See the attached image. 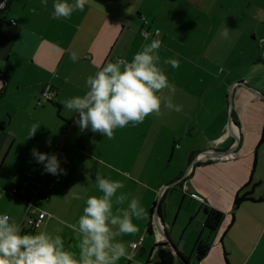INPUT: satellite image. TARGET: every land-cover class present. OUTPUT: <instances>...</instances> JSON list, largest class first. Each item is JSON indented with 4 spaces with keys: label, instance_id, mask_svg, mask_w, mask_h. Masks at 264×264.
Wrapping results in <instances>:
<instances>
[{
    "label": "crops",
    "instance_id": "1",
    "mask_svg": "<svg viewBox=\"0 0 264 264\" xmlns=\"http://www.w3.org/2000/svg\"><path fill=\"white\" fill-rule=\"evenodd\" d=\"M53 3L0 0V215H9L24 233L59 234L66 249L78 253L67 225L83 214L88 197L101 195L99 174L123 183L119 191L131 193L129 202L136 198L146 210L145 219L133 218L135 234L117 237L127 251L118 264H155L156 246L167 243L164 229L189 264H264V0H95L67 19L55 17ZM225 28L228 39L221 35ZM152 40L161 42L159 56L171 48V59L179 61L172 68L160 56L158 66L175 85L174 94L165 89L163 95L171 94L182 111L167 110L162 101L164 115L117 128L112 139L90 128L81 131L79 113L62 101L83 96L89 75L116 58L131 62ZM49 88L56 97L44 103ZM215 89L221 91L208 99ZM230 115L236 127L228 123ZM34 123L38 131L29 137ZM33 149L56 155L64 171L46 173ZM176 159L183 161L181 172ZM178 181L180 188L168 187ZM249 182L255 201L233 211L237 193ZM74 187L79 200L67 195ZM14 189L24 192L16 195ZM33 196L35 207L52 217L37 229L22 221ZM160 198L165 228L156 224ZM183 208L188 218L178 228ZM207 210L224 214L217 229L206 226ZM140 239L133 251L131 244ZM199 247L208 254L195 263L188 252ZM258 252L262 259L254 262Z\"/></svg>",
    "mask_w": 264,
    "mask_h": 264
},
{
    "label": "clouds",
    "instance_id": "2",
    "mask_svg": "<svg viewBox=\"0 0 264 264\" xmlns=\"http://www.w3.org/2000/svg\"><path fill=\"white\" fill-rule=\"evenodd\" d=\"M95 0H54L53 9L56 18H70L73 12L83 11L85 5H94ZM47 7V0H42ZM135 6L126 11L132 14ZM221 35L228 39V28ZM147 39V37H146ZM161 47L159 40H152L137 52L131 62L116 58L99 68L86 80L87 91L83 96L62 101L64 108L79 113L76 121L81 131L91 129L109 139L114 138V130L124 128L130 123L137 126L145 118L154 114L157 118L164 115L163 107L170 111L180 112L182 106L173 103L172 95L175 85L170 84L165 72L159 67ZM70 59L78 61L77 53H71ZM95 63V61H93ZM165 64L179 68V61L165 59ZM223 71L221 67L219 69ZM167 89L170 95H163ZM39 125L32 124L29 137L38 131ZM32 154L38 163L44 164V171L59 175L64 170L56 155L40 153L36 149ZM100 196H90L85 200L83 214L75 224L67 225L78 241V253L66 249L61 235L47 231L35 234L24 233L20 224L9 215H0V264H118L127 255L125 244L117 237L135 234L138 231L133 218L143 220L146 210L131 193L120 192L123 183L95 177ZM76 187V186H75ZM72 188L67 195L81 199ZM127 202V207L123 205ZM114 205L115 207L114 209ZM49 218L51 214H49ZM58 224H65L55 217ZM61 228L55 232L60 233Z\"/></svg>",
    "mask_w": 264,
    "mask_h": 264
},
{
    "label": "water",
    "instance_id": "3",
    "mask_svg": "<svg viewBox=\"0 0 264 264\" xmlns=\"http://www.w3.org/2000/svg\"><path fill=\"white\" fill-rule=\"evenodd\" d=\"M259 96L261 98L264 99V95L263 94H259ZM232 97L229 98V103H230V109H232ZM229 124L231 126H237V124H235L232 115L229 116ZM239 140L237 139V146H239ZM235 153V150H232L231 152L225 151V152H213L212 154H208L206 156H201L199 158H197L196 163L202 162V161H208V160H217L221 157H225V156H229L231 154ZM195 163V164H196ZM181 181H178L175 184H171L168 187L171 186H175L180 184ZM161 203L162 200L161 198L158 200L157 202V206H156V210H155V218H156V224L157 222H159V224L164 227V222H163V217L161 214ZM165 231V239L166 242L165 244H160V246H158L157 248H159V250L156 252V257H157V262L155 264H174L175 260L178 259L182 264H189L185 261V259L179 254L175 244L172 242L171 238L168 236V233L166 231V229H164ZM170 246V250H165L164 248H161L162 246Z\"/></svg>",
    "mask_w": 264,
    "mask_h": 264
},
{
    "label": "built area",
    "instance_id": "4",
    "mask_svg": "<svg viewBox=\"0 0 264 264\" xmlns=\"http://www.w3.org/2000/svg\"><path fill=\"white\" fill-rule=\"evenodd\" d=\"M13 23H15V22L13 21ZM143 37L145 39H146V37H147V39H149L150 38V33L149 32H143ZM55 97H56V92H54L53 90H51L49 88V89H47V91H45L42 94L41 101L44 102V103H46V102L52 101ZM52 188H53V185L49 186V189L50 190H52ZM20 191L22 193L24 192L23 189H21V190L14 189L13 190V194H16L17 195V194L20 193ZM37 195H39V192L37 193ZM36 196H33L31 198V200L28 201L27 206H26L25 215H24L23 220H22L23 222L27 223L32 229L40 228L44 224L45 220H47V218L49 216L46 212L39 211L35 207L33 201H34V198ZM192 197L195 198V199H198L200 201H203V199L199 198L195 194H192ZM45 198H47V197H45ZM142 242H143V239H140V242L139 243H132L131 244L132 250L133 251H136L140 247V245H141Z\"/></svg>",
    "mask_w": 264,
    "mask_h": 264
},
{
    "label": "trees",
    "instance_id": "5",
    "mask_svg": "<svg viewBox=\"0 0 264 264\" xmlns=\"http://www.w3.org/2000/svg\"><path fill=\"white\" fill-rule=\"evenodd\" d=\"M261 143H264V129L262 132ZM249 187H251L250 182L247 183L246 186L237 193L233 203V211L239 210L242 204L245 202L255 201V199L252 197L253 196L252 189H250V191H247ZM206 214L208 217L206 226L211 230L217 229L224 218V214L214 210L212 211L207 210ZM207 254H208L207 248L199 247L196 252L197 263L202 262L207 257Z\"/></svg>",
    "mask_w": 264,
    "mask_h": 264
},
{
    "label": "rangeland",
    "instance_id": "6",
    "mask_svg": "<svg viewBox=\"0 0 264 264\" xmlns=\"http://www.w3.org/2000/svg\"><path fill=\"white\" fill-rule=\"evenodd\" d=\"M143 35V34H142ZM144 38V37H143ZM145 40H151L150 38L149 39H145ZM161 57H164L165 59H171L172 58V50H171V48H169V49H166V50H164V52L160 55ZM264 76V73H261V76ZM221 90L220 89H215L212 93H209V95H208V99H213L215 96H216V94L218 93V92H220ZM263 94V93H262ZM228 96L230 97V92H228ZM228 123H229V118H228ZM175 166H176V171H178V172H181L182 170H180V169H182L183 168V161L181 160V159H176L175 160ZM175 171H173V173H174ZM200 176V175H199ZM178 188H180V185H178ZM178 211V207L177 208H175L174 207V210L172 211V213L174 212V213H176ZM185 208H183L181 211H180V219L178 220V223H177V227L179 228H183V225H185L186 224V219L188 218V215L185 213ZM144 241V240H143ZM139 242H140V240H139ZM138 242V243H139ZM143 243V242H142ZM141 243V244H142ZM264 244V240L262 241V245ZM141 246V245H140ZM158 246H156V251H158L159 250V248H157ZM263 247V246H262ZM161 248H164L165 250H170L171 248H170V246H162ZM196 252H197V250L196 249H194L193 251L192 250H190V252H188V253H190V254H193V260L195 261V263H197V260H196ZM258 258H261L262 259V256H260V252H258L256 255H255V258H254V262L258 259ZM224 259V258H223Z\"/></svg>",
    "mask_w": 264,
    "mask_h": 264
}]
</instances>
